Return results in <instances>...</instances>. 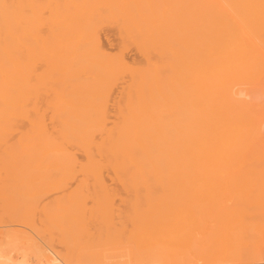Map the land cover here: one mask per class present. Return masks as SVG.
Masks as SVG:
<instances>
[{
  "label": "bare ground",
  "instance_id": "6f19581e",
  "mask_svg": "<svg viewBox=\"0 0 264 264\" xmlns=\"http://www.w3.org/2000/svg\"><path fill=\"white\" fill-rule=\"evenodd\" d=\"M116 2L117 14H124L125 24L136 22L134 15L156 6L147 0ZM31 3L0 0V183L61 186L78 173L79 185L92 183L104 188L103 173L108 172L123 186L146 188V196L154 204H173L178 197L182 203L186 200L190 205L198 201L204 204L199 198L204 192L200 188L209 181L208 169H218L226 164L227 155H236L241 137L247 141V149H254L249 140L259 135L258 120L253 115L256 112H249L250 103L240 96L236 84L241 78L264 74V67L248 61L245 53L249 56V49L241 47L235 37L242 34L244 40L264 48V0H202L203 14L195 16L197 21L192 23L186 40L160 39L159 32V41L149 38L147 32L144 38L149 39H135L145 51L149 47L157 50V59L148 57L141 66H130L122 54H108L96 37L73 41L61 40L62 37L53 41L36 39ZM76 3V23L81 21L79 18L83 23L91 22V18H99L104 12L98 0ZM111 10L109 14L115 17ZM57 20L61 23L54 20L53 24L65 22ZM90 27H85V36L95 33V28ZM127 28L126 25L124 31L128 32ZM123 72L130 74V80L123 86L126 90L122 102L116 103V120L110 122L109 102ZM254 95L259 93L255 91ZM153 187L160 190H150ZM164 210L160 211L163 215ZM174 210L176 216L186 213L190 219H198L201 212L182 211L177 205ZM200 215L205 220H199L206 222L207 211ZM47 216L53 222L75 219L56 213ZM193 234H179L181 238L173 235L172 242L182 240L179 243L183 250L192 243L194 248ZM140 239L141 235L136 234L129 241L131 247L126 245L134 252L128 260L132 264L143 258ZM161 252L162 258L168 256ZM124 256L128 255L123 253Z\"/></svg>",
  "mask_w": 264,
  "mask_h": 264
},
{
  "label": "rangeland",
  "instance_id": "374dc122",
  "mask_svg": "<svg viewBox=\"0 0 264 264\" xmlns=\"http://www.w3.org/2000/svg\"><path fill=\"white\" fill-rule=\"evenodd\" d=\"M103 1L98 0L100 2L98 6L100 5L102 7L100 9L106 14L102 12L99 15L100 19L98 16L93 19L89 18L92 23L87 18L86 21L91 23L89 24V22H81L83 21L81 18H79L81 23L78 18L77 22L79 23H76L75 17H78V13H76L78 11H75L78 10L76 0L75 3L66 0L69 4L64 0H31L34 37L38 40L49 41L60 40L61 37V40L68 41L78 40L81 37L88 39L96 37L101 40L108 54L113 56L122 54L130 66H141L145 65L148 57L157 59V50L149 47L145 51L135 39H146L147 37L144 38V36L148 34L149 38L159 41L160 35L158 34L166 33L165 35L161 34L160 39L186 40L191 34L192 23L197 21L195 16L203 14L202 0H147L148 4L151 6L155 4L156 8H146L147 10L142 14L133 16L135 17L133 20L136 22L125 24L122 21L124 14L121 12L117 14L116 0H106V4ZM109 1L114 4L110 5ZM108 9H112L111 12L115 11V17L112 16L113 13L109 14ZM68 11L71 13L70 17ZM148 13H151V16ZM188 13L190 14L188 15ZM119 14L121 17L118 16ZM185 16L188 17L189 22ZM105 18L108 19L105 20ZM57 19L65 22L56 25ZM54 20L56 23L53 24ZM59 23L61 22L58 21L57 24ZM68 23L72 27L67 25ZM129 24L132 26L130 27ZM126 25L131 28L130 30L127 28L128 32L124 31ZM186 26H188V30L184 31L183 28H187ZM68 27H70V31L67 32ZM85 27H90L92 30L95 28L93 37L91 34L85 36L87 33V30L84 31ZM145 28L148 31H145ZM168 28H170L169 31ZM76 29H80L79 32ZM157 32L159 33L157 34ZM149 34L151 35L149 36ZM70 36L71 38H69ZM176 36L178 39L175 38ZM235 39L240 41L241 47L246 46L249 49V56L245 53L248 61L261 63L264 67V48L261 47V49L246 39L244 40L242 34ZM241 58H243V50ZM255 77L257 81H255ZM249 78H243L246 79L245 81L241 78L240 81H243H238L236 89H239L240 96L250 103V107L247 105L249 112L253 111L252 114L256 112L253 115L258 120L259 135L254 136L255 139L249 140L252 141L254 149H247V141L241 137L238 143L239 151L236 155L226 156L229 161L226 160V164L221 166L222 169L221 167L212 169L213 171L211 168L208 169L209 181L205 187L200 188L205 192L199 197H202L204 204H200L197 197L195 201H198L199 204L196 202L193 203L194 205L187 204L186 200L182 203L178 197L175 201L176 204H174L175 202L173 204L172 202H162L157 205L146 196V188L123 186L108 172L103 173L106 184L104 188L92 183L79 185L78 173L76 178L61 186L0 183V260H2L0 264H132V261L129 262L131 260L129 257L134 252L126 247H131L132 244L129 241L136 234L141 235L139 247L143 252V254L141 252L143 258L139 260L138 264H264V74ZM129 80L130 74L123 72L112 92L109 102L110 122L116 120V103L122 102L126 90V87L123 88V86ZM247 90L249 93L253 91V96L248 94ZM254 90L257 94L259 93L258 97L254 95ZM214 179L218 183H215ZM150 190L159 191L160 189L153 187ZM192 200L194 201V198ZM176 205L179 210H191L196 214L199 213V210H201L200 213L207 211L209 216L206 222L199 220L203 216L200 213L197 215L198 219L193 217L190 219L186 213L176 216L174 210ZM156 208L160 211L165 209L166 215ZM157 211L161 213H157L160 220L156 217ZM55 213L72 215L75 219L69 223L53 222L47 215ZM161 215L164 216L165 221ZM163 226H166L165 228L168 230ZM238 227H242V229L239 230ZM182 230L184 231L181 232ZM190 232L194 233L191 240L192 242L196 241V246H194V248L197 247L196 250L192 246L195 245L194 243L183 250V246L180 244L183 242L181 239H179L180 243L177 242L179 245L172 242L174 241L173 235L181 238L179 234L187 235ZM195 233L197 236L194 239ZM127 243L128 246H126ZM198 243L203 244L201 245L203 247ZM189 246L193 249L191 247L189 249ZM160 252L163 253V256L168 255L166 256L167 260L161 257ZM123 253L128 256L123 257Z\"/></svg>",
  "mask_w": 264,
  "mask_h": 264
}]
</instances>
